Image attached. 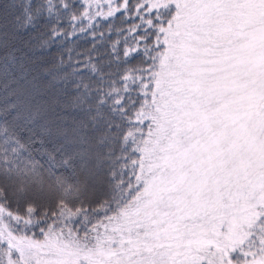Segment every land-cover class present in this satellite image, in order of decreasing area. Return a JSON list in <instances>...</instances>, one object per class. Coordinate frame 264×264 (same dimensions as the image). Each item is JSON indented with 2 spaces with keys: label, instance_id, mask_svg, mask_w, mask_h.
<instances>
[{
  "label": "snow or ice",
  "instance_id": "6c2138e0",
  "mask_svg": "<svg viewBox=\"0 0 264 264\" xmlns=\"http://www.w3.org/2000/svg\"><path fill=\"white\" fill-rule=\"evenodd\" d=\"M117 14L120 71L93 44L29 80ZM17 70L40 99L0 107V264H264V0H2Z\"/></svg>",
  "mask_w": 264,
  "mask_h": 264
},
{
  "label": "trees",
  "instance_id": "16d2710c",
  "mask_svg": "<svg viewBox=\"0 0 264 264\" xmlns=\"http://www.w3.org/2000/svg\"><path fill=\"white\" fill-rule=\"evenodd\" d=\"M2 2V0H0ZM20 0H17V3H19ZM68 2L74 3L77 8H80L82 4L86 2V0H68ZM134 2V0H132ZM79 15V12H77ZM137 21H129L128 23H122L121 19L119 18V14H117L116 19L109 18V20L105 21L102 18H97L92 23L97 24L98 27L96 28L97 36L95 39H93L92 32L90 30L85 31L84 33H80L77 31V34L74 36H70L66 40L57 39L55 43L51 46V48L43 51V52H36L33 53V63L31 65L32 67V73L29 76V80H31L32 76L37 77V82L40 85V92L44 95H51L52 93L56 92L59 88V85L53 86L51 84V77L41 75L40 70L37 66V61L43 60L45 61V67H51L52 64L55 62L56 58L58 56H63L65 60V70L70 71L71 68L69 67V60H68V53L71 51L72 53V60H83L84 59V53L88 52L95 44L96 51L91 53L94 59L108 61L111 60V66L106 67V71H110L112 73H117L123 68V64H117L115 61L114 56L111 53V47L112 44L116 41H120L117 48L118 51L123 48V36L128 35L127 32L123 33V35H118L115 31H111L108 28V24L111 23L114 28H127L130 23H134ZM78 27L84 26L87 27L88 21L85 18L84 24L80 25L79 22H76ZM61 27L65 28L69 32H71V28L69 27V21L67 18H63L61 20ZM9 30H11V25H9ZM32 32L31 29H29L27 32H21L20 35L23 38H26L27 35ZM103 32L104 36L103 39L100 38L99 33ZM130 39V37H129ZM22 41H17L18 45ZM77 53H80L81 55H77ZM131 63H136V60H132ZM16 82L14 83L11 78L8 80V91L6 92L4 90V79L2 76H0V95L2 98V101L7 103H23V102H30L33 98L40 99L39 96L36 95V92L31 89L30 85L24 84L19 80L20 73L17 70L16 74ZM115 78V76L113 77ZM21 87H24L27 89L22 95H13L14 90H19ZM50 89V91H49ZM23 207V205H21Z\"/></svg>",
  "mask_w": 264,
  "mask_h": 264
},
{
  "label": "rangeland",
  "instance_id": "374dc122",
  "mask_svg": "<svg viewBox=\"0 0 264 264\" xmlns=\"http://www.w3.org/2000/svg\"><path fill=\"white\" fill-rule=\"evenodd\" d=\"M1 93V92H0ZM6 103V102H5ZM4 105V102L2 101L1 95H0V107Z\"/></svg>",
  "mask_w": 264,
  "mask_h": 264
}]
</instances>
